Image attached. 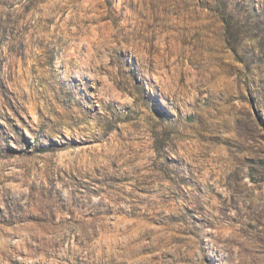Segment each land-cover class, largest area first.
Returning a JSON list of instances; mask_svg holds the SVG:
<instances>
[{"label":"rangeland","instance_id":"rangeland-1","mask_svg":"<svg viewBox=\"0 0 264 264\" xmlns=\"http://www.w3.org/2000/svg\"><path fill=\"white\" fill-rule=\"evenodd\" d=\"M0 264H264V0H0Z\"/></svg>","mask_w":264,"mask_h":264}]
</instances>
